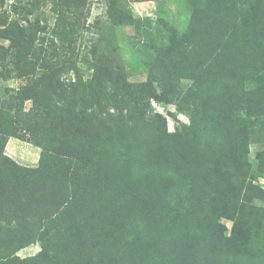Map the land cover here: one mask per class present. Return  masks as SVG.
Listing matches in <instances>:
<instances>
[{
	"label": "rangeland",
	"instance_id": "rangeland-1",
	"mask_svg": "<svg viewBox=\"0 0 264 264\" xmlns=\"http://www.w3.org/2000/svg\"><path fill=\"white\" fill-rule=\"evenodd\" d=\"M255 62L264 0H0V264H264V200L233 233L215 212L155 206L153 172L135 183L158 143L214 111L246 129L256 167L264 113L231 118L222 96L264 85V71L233 79ZM166 71L176 92L158 102Z\"/></svg>",
	"mask_w": 264,
	"mask_h": 264
},
{
	"label": "trees",
	"instance_id": "trees-1",
	"mask_svg": "<svg viewBox=\"0 0 264 264\" xmlns=\"http://www.w3.org/2000/svg\"><path fill=\"white\" fill-rule=\"evenodd\" d=\"M200 51L197 54L202 55L203 50ZM254 69L255 72H252ZM263 71L264 67L258 66L256 62L252 68L232 69L233 79L240 83L246 75L255 76ZM171 75L170 71L162 74L159 89L151 87L148 96L158 102H170L176 92ZM227 80L228 77L217 78L218 82L227 83ZM82 93V108H88L99 97L98 88L91 85H85ZM222 96L227 97L224 100L228 103L225 112L231 118L242 109L246 110L248 116L264 113V85L234 89L229 84L227 94ZM210 119L208 125L195 136L189 131L172 134L177 141L167 150L158 143L157 156L144 167V175L135 182L140 183L136 189L140 190L146 181V173L151 171L156 176L153 184L155 206L169 208L171 202L175 201L176 209H186L189 215H196L203 210L204 214L215 212L235 220L234 233L240 229L241 221L247 213L259 210L255 202L264 200V189L255 183L258 177L264 178V149L257 152V165L252 169L247 160L249 135L246 129L236 127L232 120H228L227 125L219 121L215 111L210 114ZM147 141L148 147L153 146L152 142ZM53 220L65 227V220ZM67 229H73L76 234L83 232L80 226L73 224L67 226ZM215 247L208 254L215 255Z\"/></svg>",
	"mask_w": 264,
	"mask_h": 264
}]
</instances>
